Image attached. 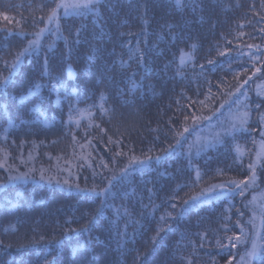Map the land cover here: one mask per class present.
Here are the masks:
<instances>
[{"label":"trees","instance_id":"1","mask_svg":"<svg viewBox=\"0 0 264 264\" xmlns=\"http://www.w3.org/2000/svg\"><path fill=\"white\" fill-rule=\"evenodd\" d=\"M56 2L0 0V264H233L247 194L193 197L249 165L264 185L245 55L264 45V0H99L13 67ZM237 89L249 130L188 155L195 123ZM37 166L73 185L10 178Z\"/></svg>","mask_w":264,"mask_h":264},{"label":"rangeland","instance_id":"2","mask_svg":"<svg viewBox=\"0 0 264 264\" xmlns=\"http://www.w3.org/2000/svg\"><path fill=\"white\" fill-rule=\"evenodd\" d=\"M182 0H177L175 2L180 4ZM71 2V0H69ZM59 3L57 0L56 4ZM90 8H80V9H69L68 14H79L86 12ZM91 10V9H90ZM59 18L65 16L64 10H59ZM41 29H44L41 35H37L41 32ZM58 31L57 24L55 22L49 23L48 19H45V23L41 26L36 32L32 34L31 39L28 42V46L30 42L36 41L37 43L28 47L27 52H24L22 56L19 57V60H15V65L20 63L23 56L26 53H30L32 50H36L39 48L44 36L48 33H56ZM245 55L249 57L254 64L255 72L254 76H259L255 83V93L259 97L264 99V77L262 75V65L261 62L264 60V45L263 46H253L250 47ZM259 68L260 71L257 72L256 69ZM70 72V71H69ZM35 91L30 93L33 94ZM249 95L242 91L241 89L234 91L230 99L223 104L219 111L214 113L211 117L207 118L203 123L196 122L193 126L192 137L187 146L186 152L188 155H197L204 150L214 147L223 142L224 138L230 136L235 133H239L240 131L249 130L248 124L250 123L251 118V110L249 105ZM247 112V123L241 124V120L243 119V114ZM261 115H264V109L262 110ZM259 117L261 129L259 131V137L255 140V144L258 148V154H260L261 160H264V153H262V145H264V121H262ZM32 161V157H31ZM259 161V160H258ZM252 176V175H251ZM250 176V177H251ZM37 177V178H35ZM70 177H73V173L68 169L64 170V173L61 175H54V173L46 174L42 168L40 167H31L28 173H16L11 174V179H29V180H42L46 183H55L60 186H64L69 188L73 185V181H70ZM258 173L255 171V182L251 179L247 178V184H241V187L238 188L232 182L228 184H224L223 188L216 187L211 188L210 191L205 192L202 196H196L197 199L193 200L194 204H200L203 200L210 197H217L219 195L227 194L230 192L240 193L241 188H243V194H247L246 203L248 205V209L250 210V217L248 219L249 228H244V233H241L239 236L242 240L246 239V243H242L243 250L241 254L234 260L233 264H240L241 257H244L245 261H250L251 264L262 256L264 257L263 251V242H262V220H264V185L258 188ZM238 181V180H237ZM239 182V181H238ZM246 234V236H245ZM256 245L255 255L252 257L247 256L248 252L253 250V245Z\"/></svg>","mask_w":264,"mask_h":264},{"label":"snow or ice","instance_id":"3","mask_svg":"<svg viewBox=\"0 0 264 264\" xmlns=\"http://www.w3.org/2000/svg\"><path fill=\"white\" fill-rule=\"evenodd\" d=\"M177 2L179 3V0H177ZM99 3V0H71V2H69V0H59V3H57L55 5V7L51 10L50 15L47 17L48 22L49 23H53L55 22L57 24V28H59V10L63 9L64 10V14L67 15L68 14V10L71 9H80V8H93L95 7L97 4ZM44 29H41V32L38 33L37 35H41L43 33ZM79 33H77L78 35ZM36 41H32L30 42L29 47H31L32 45L36 44ZM29 49H24V52H27ZM24 52L18 53L17 54V61L19 60V57L22 56L24 54ZM183 62V59L182 61ZM13 67H15V63L13 64ZM257 72L260 71L259 68L256 69ZM6 83V81H5ZM242 86V85H241ZM239 90V89H237ZM229 95H231V93H229ZM247 117H248V113L245 112L243 114V119L241 120V124H246L247 123ZM260 119L262 121H264V115H261ZM188 129L185 128V131H187ZM262 147V153H264V145L261 146ZM132 159H137L136 157H132ZM260 159V154L257 155V160ZM250 168L253 169L252 171V176L249 177V179H251L253 182H255V170H254V166L253 165H249ZM197 178L199 179V173H197ZM232 183H234L236 185V187L240 188L241 184H247V181H232ZM213 189L216 187H220L223 188L224 185H213L212 186ZM209 190H205V191H210ZM241 194H243V188H241ZM193 199H197L196 197H193ZM174 206V205H173ZM262 223H264V220H262ZM241 233H244V229L241 228L240 229ZM246 236V234H245ZM234 239V242H233ZM246 239L242 240L240 236H234L229 238V243L231 244L232 247H237L239 244L242 243H246ZM217 243L219 244V241H217ZM255 250H256V245H253V250L251 252L247 253V256L252 257L255 255ZM233 259H235V257H233ZM189 264H191V262H189ZM227 264H232V260H229L227 262ZM240 264H251L250 261H245L244 257H241V261ZM261 264H264V258L261 259Z\"/></svg>","mask_w":264,"mask_h":264}]
</instances>
